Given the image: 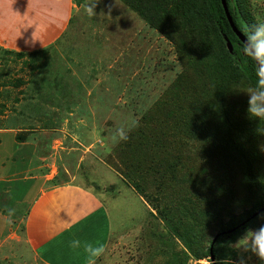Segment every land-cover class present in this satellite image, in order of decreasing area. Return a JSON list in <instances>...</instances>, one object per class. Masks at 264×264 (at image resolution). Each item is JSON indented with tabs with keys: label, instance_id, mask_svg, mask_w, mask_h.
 <instances>
[{
	"label": "rangeland",
	"instance_id": "1",
	"mask_svg": "<svg viewBox=\"0 0 264 264\" xmlns=\"http://www.w3.org/2000/svg\"><path fill=\"white\" fill-rule=\"evenodd\" d=\"M242 1L247 12L250 10L254 25L264 23V0ZM73 2L72 19L62 37L51 46L19 52L5 50L0 45V126L13 129L21 138L18 140L9 134L6 142L11 145L0 142V157L4 149L13 157L4 158L8 160L7 165L0 164V243L5 242L0 247V264H87L80 256L81 247L71 246L64 256L78 255L64 261L60 254L35 256L25 240L19 239L26 232L22 221L39 185L38 179L31 178L30 182L26 178L44 176L46 180L48 174L46 186L79 183L94 190L109 212L112 233L108 247L89 264H212L211 258L198 259L189 251L185 254L183 242L172 236V228L164 217L160 218L146 197L118 173L124 168L118 166V157L122 155L120 144L128 135L132 134L130 145L124 149V163L129 168L135 166V153L153 149L158 143V136H152L151 124L145 122V117L163 97V92L180 75H186V53H180L126 0H96L92 15L87 8L93 0ZM63 23L60 19V24ZM55 35L54 32L50 38ZM234 81L238 86L233 89L237 99L247 105L248 96L244 91L254 89L245 79ZM184 106L183 102L177 104L178 109ZM190 112L188 108L181 119ZM44 127L62 129L45 138ZM140 129H145L146 134L134 140ZM257 139L251 151L259 152L257 164L264 173V132ZM22 143L26 146L21 149ZM55 144L65 151L63 158L56 155L55 159ZM207 147L204 142L193 146V153H201L198 166L208 158ZM226 152L221 150L219 158L225 160ZM27 154L35 165L23 160ZM151 155V152L146 154ZM233 155L239 161L237 152ZM238 165L228 162L225 167L230 188L234 182L237 185L236 196L228 198L229 201L225 193L223 218L226 220L230 216L226 211L241 212L250 204L244 188L246 177L238 171ZM143 169L149 174L151 165L147 163ZM257 175L249 181L254 187ZM1 179L9 181L2 183ZM149 188L152 198L155 186ZM198 201L193 197V204ZM261 224L262 221L256 227ZM217 232L218 223L205 232L204 244L210 245ZM241 238L226 245L228 262L257 264L255 256L238 248Z\"/></svg>",
	"mask_w": 264,
	"mask_h": 264
},
{
	"label": "trees",
	"instance_id": "2",
	"mask_svg": "<svg viewBox=\"0 0 264 264\" xmlns=\"http://www.w3.org/2000/svg\"><path fill=\"white\" fill-rule=\"evenodd\" d=\"M126 2L180 53H186L188 70L163 92V97L146 114L145 122L151 124L150 133L158 136L156 146L139 153L133 151L135 166L126 167L124 149L130 145L132 134L128 135L120 144L122 155L118 157V166L124 168L118 173L123 181L146 197L160 218L164 217L172 228V236L183 242L185 254L189 251L198 259L210 258L213 244L216 264H231L226 245L259 222L264 224V173L257 164L259 152L251 151L258 141L255 138H261L264 132L261 131L264 122L248 117V105L240 103L233 90L238 87L234 80L239 79H245L255 89L259 67L243 53L244 43L232 28L222 0ZM227 4L236 26L247 36L248 30L255 26L250 10L247 12L242 0H227ZM250 15L254 19L252 13ZM225 35L234 46L233 52L227 46ZM261 83L264 84L263 79ZM179 102L185 105L181 109L177 107ZM188 108L191 112L181 119ZM145 134V129H140L134 140ZM203 142L208 144V158L198 166L202 157L200 152L193 153V146ZM221 150L227 151L225 160L219 158ZM234 151L239 161L232 158ZM148 152L152 155L146 156ZM233 161L246 177L244 188L250 204L241 212L226 211L230 214L226 220L223 218L225 193L229 201L237 191L235 182L230 188L226 181L225 167ZM147 163L151 165L149 174L143 169ZM255 174L258 175L254 187L249 181ZM150 185L155 186L152 198ZM196 192L199 194L195 195ZM193 197L199 200L195 204ZM217 223V234L210 245L204 244L205 232L217 227Z\"/></svg>",
	"mask_w": 264,
	"mask_h": 264
},
{
	"label": "crops",
	"instance_id": "3",
	"mask_svg": "<svg viewBox=\"0 0 264 264\" xmlns=\"http://www.w3.org/2000/svg\"><path fill=\"white\" fill-rule=\"evenodd\" d=\"M73 5V0H0L1 47L5 50L29 52L51 46L66 31L73 16ZM60 19L64 20L63 25L60 24ZM54 32L56 35L50 38ZM44 128L45 138L51 132H61L62 129ZM9 134H13L17 139L20 138L18 132L7 126H0V142L5 141L7 146L11 145L6 142V136ZM25 146L26 144L22 143L21 149ZM54 148L57 153L55 159H57L56 155L63 158L65 151H61L57 144ZM4 158H13L7 149L3 150V157H0L3 159L1 165H7L5 161L8 160ZM22 158L27 162L26 164L35 165L34 161L29 160L32 159L29 154ZM46 176V180L44 176L26 178L30 182L33 180L31 178L38 179L39 185L38 193L35 198L31 197L26 218L22 221L26 232L19 239L25 240L35 256L60 254L59 257L64 261L78 255L64 256V252L71 246L81 247L80 256L88 261L87 264L93 263L108 247L112 233L110 215L100 201L102 198L94 190L80 186L79 183L46 186L50 175ZM6 181L9 180L1 179L2 183ZM2 185L6 187L5 184ZM0 214H2L1 209ZM3 244L4 241L0 243V247ZM91 254L96 255L89 258Z\"/></svg>",
	"mask_w": 264,
	"mask_h": 264
},
{
	"label": "clouds",
	"instance_id": "4",
	"mask_svg": "<svg viewBox=\"0 0 264 264\" xmlns=\"http://www.w3.org/2000/svg\"><path fill=\"white\" fill-rule=\"evenodd\" d=\"M95 3L96 0H93V3L88 6L89 15L94 13ZM242 51L255 61L260 69L257 73L259 77L257 87L254 90L244 92L248 96V117L261 123L264 122V84L261 83V80L264 79V23L255 25L248 30ZM237 245L238 248H242L245 252L255 256L257 264H264V224L247 229Z\"/></svg>",
	"mask_w": 264,
	"mask_h": 264
},
{
	"label": "water",
	"instance_id": "5",
	"mask_svg": "<svg viewBox=\"0 0 264 264\" xmlns=\"http://www.w3.org/2000/svg\"><path fill=\"white\" fill-rule=\"evenodd\" d=\"M222 3H223V6H224V9H225L226 15H227V17L229 19V22H230L232 28L234 29V31L236 32V34L238 35V37L240 38V40L245 44L246 36L236 26V24H235V22L233 20V17H232V15L230 13V10H229L228 4H227V0H222ZM225 39L227 41V46H228L230 52H233L234 51V46H233L231 40L226 35H225ZM216 239H217V237H216ZM213 246L214 245L212 244L211 250H210V252H211V259L216 264V259H215V256L213 255L214 254Z\"/></svg>",
	"mask_w": 264,
	"mask_h": 264
}]
</instances>
